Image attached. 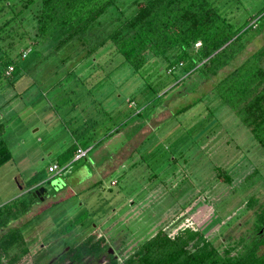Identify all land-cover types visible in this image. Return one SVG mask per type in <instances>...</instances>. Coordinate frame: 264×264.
<instances>
[{
    "label": "rangeland",
    "instance_id": "1",
    "mask_svg": "<svg viewBox=\"0 0 264 264\" xmlns=\"http://www.w3.org/2000/svg\"><path fill=\"white\" fill-rule=\"evenodd\" d=\"M237 6L226 13L225 4V17L247 20L264 0ZM262 12L242 35L244 46L212 75L145 67L150 62L134 73L115 50L86 57L81 47H58L55 28L37 39L35 22L24 20L9 53L18 73L0 74V140L10 153L0 165V211L23 206L6 226L30 243L14 264H35L39 250L51 244L55 252L79 234L125 231L124 253L158 230L169 237L186 228L216 233L210 240L219 248L253 234V210L264 200V151L215 85L257 50L264 68ZM108 20L100 18L104 26ZM71 144L86 154L63 162ZM52 163L67 166L48 177ZM34 174L45 188L41 200L27 193ZM251 196L256 202L246 208ZM262 237L260 252L264 230Z\"/></svg>",
    "mask_w": 264,
    "mask_h": 264
},
{
    "label": "trees",
    "instance_id": "2",
    "mask_svg": "<svg viewBox=\"0 0 264 264\" xmlns=\"http://www.w3.org/2000/svg\"><path fill=\"white\" fill-rule=\"evenodd\" d=\"M13 1L0 0V74L3 71L5 76L18 73L9 53L14 50V42L23 36L24 20L35 22L37 39L55 28L52 37L57 40L58 47H81L86 57L101 48H105L104 52L110 49L114 53L115 50L134 73L143 72L145 67L165 68L171 72L178 66L185 69L184 73L201 69L204 74L212 75L244 46L242 35L256 23L252 18L264 11L263 6L249 19L240 20L238 15L225 17L222 10L226 4L227 13L229 5L237 6L239 0H226L222 6L218 5V0H38L35 12L32 7L35 0H25L18 10ZM127 1L134 7H129L122 18L117 16V24L113 20L106 31L99 16L114 3L127 5ZM263 15L264 12L260 14ZM246 21L248 26H245ZM195 43H198L196 48ZM261 55V50H257L235 66L215 85V90L264 151ZM148 62L150 64L145 66ZM8 66L12 67L11 71L5 74ZM77 149L71 144L64 151L67 154H63L62 161L72 158ZM9 158L10 153L0 140V165ZM37 179L34 174L27 187L38 182ZM225 180L230 179L226 176ZM255 202L251 196L244 205L251 208ZM17 207L0 211V264H13L27 251L19 228L6 226L9 220L18 217L17 213L23 214V206L17 204ZM74 222H79V217ZM73 225H66L62 231L68 232ZM253 230V234L232 241L228 239L220 248L200 229L186 228L173 237L158 230L121 264H264V252L259 251L263 243L264 200L253 210ZM99 242L88 238L73 243L66 256L71 262H80L82 256L95 255L101 250ZM3 258L5 263H2Z\"/></svg>",
    "mask_w": 264,
    "mask_h": 264
},
{
    "label": "flooded vegetation",
    "instance_id": "3",
    "mask_svg": "<svg viewBox=\"0 0 264 264\" xmlns=\"http://www.w3.org/2000/svg\"><path fill=\"white\" fill-rule=\"evenodd\" d=\"M24 1L25 0H16V1L14 0L13 1V2H16L15 7H17V10L22 8V4L24 3ZM32 4L33 5L36 4V1H34ZM126 4L127 5L119 4L118 2L114 3L113 5H111L110 7L106 9L105 13L99 16V20L102 16L106 15V18L109 19L105 23L106 26H107V23L112 22L113 20H114V23L117 24L116 17L120 15H126L129 12L128 11L126 13V11L129 10V7L130 8L134 7L133 4L132 5L131 3L128 4V1ZM121 13H126V14H121ZM100 23L102 24L101 21ZM39 187H42V192H40L39 194H35L34 193L35 190ZM27 193H30V197L33 198L34 200H37V199L41 200L44 196L45 188L41 185H36V186L34 185L30 189L27 190ZM224 228H226V226ZM193 230H196V229H193ZM148 233H144L143 236H139L138 238H135L137 239V241L132 246H130V250L128 249L129 251L128 252L126 251V253H124V251L127 245L126 244L127 240L129 238H126L127 233L125 231H122L121 234L119 235H113L111 233L110 234L98 233V234L93 235L89 233V234L81 236L79 234L77 235V237L71 239L70 241L66 243L64 242L63 244H61V247H59V249L55 252L49 253L51 244L45 249L39 250V252L37 253L38 255H36L34 262L35 264H121L123 263V260L127 256L133 255L138 250L140 245L144 241H146L149 237H151V235L154 234V233L153 234H148ZM213 234L214 235H212L211 237H207V238L209 240L212 239L216 235V233H213ZM88 238L93 239L95 242L100 240L99 246L101 247V250L95 255L90 254V255L82 256L80 259V262H77V263L71 262L68 259V256H66L67 254L66 252L68 248ZM224 239H226V237H224ZM24 242H25V236H24ZM25 245L28 251L30 243L28 244L27 242H25ZM27 251L24 254H26ZM23 255H20L19 258L22 257ZM5 261H6L5 258H3L2 263H5Z\"/></svg>",
    "mask_w": 264,
    "mask_h": 264
},
{
    "label": "built area",
    "instance_id": "4",
    "mask_svg": "<svg viewBox=\"0 0 264 264\" xmlns=\"http://www.w3.org/2000/svg\"><path fill=\"white\" fill-rule=\"evenodd\" d=\"M11 68H12L11 66H8L6 68V70L4 71L5 74H8L11 71ZM85 154H86V150L78 148L71 159L72 160H78V159L82 158L83 156H85ZM67 163L64 164L62 167L58 166V165H56L54 163L49 164L47 166V169H46V171L48 173V177L53 176L55 174H58L61 171L62 168L67 166Z\"/></svg>",
    "mask_w": 264,
    "mask_h": 264
},
{
    "label": "water",
    "instance_id": "5",
    "mask_svg": "<svg viewBox=\"0 0 264 264\" xmlns=\"http://www.w3.org/2000/svg\"><path fill=\"white\" fill-rule=\"evenodd\" d=\"M40 192H42V187L37 188L34 193L39 194Z\"/></svg>",
    "mask_w": 264,
    "mask_h": 264
},
{
    "label": "crops",
    "instance_id": "6",
    "mask_svg": "<svg viewBox=\"0 0 264 264\" xmlns=\"http://www.w3.org/2000/svg\"><path fill=\"white\" fill-rule=\"evenodd\" d=\"M79 160V159H78Z\"/></svg>",
    "mask_w": 264,
    "mask_h": 264
}]
</instances>
